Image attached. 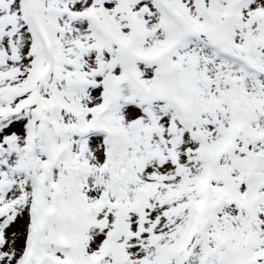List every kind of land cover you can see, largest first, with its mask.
<instances>
[{"label":"snow or ice","instance_id":"6c2138e0","mask_svg":"<svg viewBox=\"0 0 264 264\" xmlns=\"http://www.w3.org/2000/svg\"><path fill=\"white\" fill-rule=\"evenodd\" d=\"M0 264H264V0H0Z\"/></svg>","mask_w":264,"mask_h":264}]
</instances>
